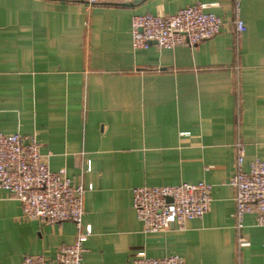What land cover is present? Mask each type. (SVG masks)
Listing matches in <instances>:
<instances>
[{
  "label": "crops",
  "instance_id": "obj_1",
  "mask_svg": "<svg viewBox=\"0 0 264 264\" xmlns=\"http://www.w3.org/2000/svg\"><path fill=\"white\" fill-rule=\"evenodd\" d=\"M195 2L223 20L212 38L174 49H134L131 17L167 16ZM137 0L87 9L85 0H0V131L36 134L51 171L65 169L83 195L82 264H132L181 256L186 264H264V227L237 228L236 145L243 169L264 160V0ZM205 182L201 219L144 233L131 204L143 185ZM70 221L27 220L0 188V264L43 255L57 264ZM243 244H239V239Z\"/></svg>",
  "mask_w": 264,
  "mask_h": 264
},
{
  "label": "built area",
  "instance_id": "obj_2",
  "mask_svg": "<svg viewBox=\"0 0 264 264\" xmlns=\"http://www.w3.org/2000/svg\"><path fill=\"white\" fill-rule=\"evenodd\" d=\"M137 0H85L87 9L103 4H128ZM234 26L237 33L245 30L238 17L239 0ZM207 5L195 2L167 16L137 14L131 17L130 32L134 49H147L151 44L159 48L174 49L177 45L190 47L215 36L223 20L206 10ZM244 148L236 145V170L230 180L235 191V219L242 226L246 214L255 215V223L264 227V160L254 158L247 171L243 169ZM0 188L19 201L22 215L27 220L44 223L70 221L78 228L72 244L60 246L56 252L57 264H82L84 242L92 235L90 225L84 226L82 218L83 195L87 188L75 185L65 169L51 171L47 156L41 152L36 134H6L0 131ZM212 201L211 185L205 182L176 185H143L132 189L131 204L144 233L165 231L175 224L183 229L191 219H201ZM243 244V239H239ZM20 264H48L43 255H25ZM132 264H186L176 254L148 257L140 251Z\"/></svg>",
  "mask_w": 264,
  "mask_h": 264
},
{
  "label": "water",
  "instance_id": "obj_3",
  "mask_svg": "<svg viewBox=\"0 0 264 264\" xmlns=\"http://www.w3.org/2000/svg\"><path fill=\"white\" fill-rule=\"evenodd\" d=\"M134 3V2H133ZM128 4H131V3H128Z\"/></svg>",
  "mask_w": 264,
  "mask_h": 264
}]
</instances>
